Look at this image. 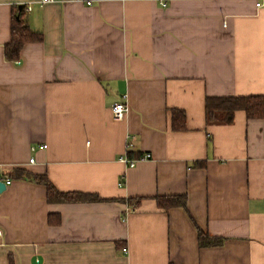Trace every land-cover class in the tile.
Segmentation results:
<instances>
[{
    "label": "crops",
    "instance_id": "1",
    "mask_svg": "<svg viewBox=\"0 0 264 264\" xmlns=\"http://www.w3.org/2000/svg\"><path fill=\"white\" fill-rule=\"evenodd\" d=\"M257 2L0 0V264H264V121L204 109L264 95ZM17 7L42 39L8 60ZM17 168L102 199L49 202ZM173 195L185 206H159ZM197 227L222 243L200 246Z\"/></svg>",
    "mask_w": 264,
    "mask_h": 264
},
{
    "label": "trees",
    "instance_id": "2",
    "mask_svg": "<svg viewBox=\"0 0 264 264\" xmlns=\"http://www.w3.org/2000/svg\"><path fill=\"white\" fill-rule=\"evenodd\" d=\"M10 37L4 44V56L8 60L18 59L20 51L25 43L38 42L42 39L39 31L32 30L28 24L27 15L23 7L14 9L10 20ZM204 109L207 122L224 123L232 119L236 110L244 111L248 118H260L264 121V95H243V96H207L204 100ZM171 127L180 130L185 127V113L182 109H170ZM131 156V153L128 154ZM17 178H29L35 182L44 184L46 187V197L49 202H78L101 200L97 194L81 191H60L43 174H34L22 168L13 170ZM157 202L160 207L168 208L177 205L185 206L183 195H173L158 197ZM49 222H58L48 217ZM198 243L200 246L219 245L223 238L212 236L198 227Z\"/></svg>",
    "mask_w": 264,
    "mask_h": 264
},
{
    "label": "built area",
    "instance_id": "3",
    "mask_svg": "<svg viewBox=\"0 0 264 264\" xmlns=\"http://www.w3.org/2000/svg\"><path fill=\"white\" fill-rule=\"evenodd\" d=\"M38 1L40 3H46V2H51V1H54V0H38ZM87 3H89V1H87ZM256 5L257 6H264V2H257ZM26 9L28 10V9H30V7L27 6ZM125 98H126V95L124 94L122 96V100L121 101H116V102H113L111 104L110 108H111L112 116L116 120L122 119L125 116V114L127 113V111H128V104L126 103ZM45 146H46L45 144L41 145V147H45ZM32 149H33V147H32ZM147 157H149V154L148 153L144 154L143 158H147ZM120 160H122L124 162H129L128 166H133V161L128 160L125 156H121ZM29 161L32 162L33 158H30ZM6 183H9V180H6ZM122 251L126 252L127 248L126 247H122Z\"/></svg>",
    "mask_w": 264,
    "mask_h": 264
},
{
    "label": "water",
    "instance_id": "4",
    "mask_svg": "<svg viewBox=\"0 0 264 264\" xmlns=\"http://www.w3.org/2000/svg\"><path fill=\"white\" fill-rule=\"evenodd\" d=\"M5 186V183L3 181H0V190L3 189Z\"/></svg>",
    "mask_w": 264,
    "mask_h": 264
}]
</instances>
